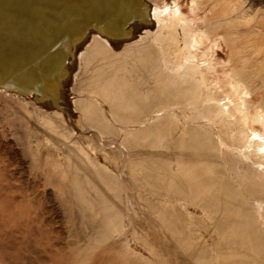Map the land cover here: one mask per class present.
I'll use <instances>...</instances> for the list:
<instances>
[{"label": "bare ground", "instance_id": "1", "mask_svg": "<svg viewBox=\"0 0 264 264\" xmlns=\"http://www.w3.org/2000/svg\"><path fill=\"white\" fill-rule=\"evenodd\" d=\"M92 1L75 0V5L47 0L77 11L79 22L87 21L70 49V69L63 71L62 86L65 92L78 94L69 105L79 114L76 124L81 140L65 145L64 177L69 181L68 197L87 221L89 248H109L143 264H168L154 251L150 237V241L139 238L146 256L126 249L133 210L130 200L121 203V191L133 186L145 195L139 196L154 228L168 235L173 248L191 263L264 264V118L251 113L243 97L235 104L230 101L228 108L219 104L205 82L196 78L201 65L190 57L183 64L174 63L147 41L152 33V41L163 47L161 29L151 26L163 13L159 7L152 4L144 9L152 22L142 19L139 34L120 38L117 34L123 22L113 21L104 10L96 14L99 10ZM121 1L114 0V5ZM105 23L112 27L108 29ZM57 56L60 60L63 55ZM85 91L92 96L84 95ZM234 91L238 94L237 88ZM234 116L240 119L238 130L230 128L234 120L238 123ZM46 120L54 129L50 138L55 143L64 141L63 131H68L61 113L54 112ZM257 123L263 125L261 130L253 126ZM82 129L91 135L83 136ZM118 137V151L127 154L125 184L92 157L96 150L104 153L101 147ZM179 203L199 209L202 216L190 215ZM196 228L208 236V245L195 237ZM131 234L132 239L137 237Z\"/></svg>", "mask_w": 264, "mask_h": 264}, {"label": "rangeland", "instance_id": "2", "mask_svg": "<svg viewBox=\"0 0 264 264\" xmlns=\"http://www.w3.org/2000/svg\"><path fill=\"white\" fill-rule=\"evenodd\" d=\"M93 1L99 10L96 14L104 10L112 14L108 16L113 21L123 22L117 34L120 38L139 34L142 19L147 24L152 22L141 15V8L152 4L161 8L158 10L163 13L151 26L161 29L163 47L152 41V33L147 41L174 63L183 64L190 57L201 65L196 78L205 82L204 87L219 104H228V108L230 101L235 104L243 97L249 111L264 118V0H120L123 6L114 5V0ZM13 4L16 6L11 7ZM79 20L77 11L47 0H0V76L20 79V83L4 79L11 86L0 82V264H143L109 248H89L87 221L67 194L65 145L79 141L81 130L76 124L79 114L69 105L70 98L78 94L65 92L62 85L63 71L70 69V49L84 29ZM105 24L108 29L112 27ZM58 53L63 55L60 60ZM16 85H20L21 93L14 89ZM83 93L92 96L88 91ZM100 105L107 115V108ZM54 112L61 113L62 125L68 131H63L66 139L58 143L50 138L54 129L46 123ZM234 117L238 123L234 120L230 128L238 130L240 119ZM253 126L257 131L263 128L259 123ZM208 130L213 137V129ZM83 133L91 135L86 130ZM94 143L99 149L96 139ZM118 148L119 137L101 147L104 153L96 150L92 157L125 184L127 154ZM139 195L144 194L133 186L121 191V203L130 200L133 210L131 223L125 221L126 249L143 254L139 238L153 240L154 251L168 264H194L173 248L168 235L154 228L150 211ZM179 204L190 215L202 216L199 209ZM132 232L137 236L134 239ZM194 235L209 244L201 229L196 228Z\"/></svg>", "mask_w": 264, "mask_h": 264}, {"label": "water", "instance_id": "3", "mask_svg": "<svg viewBox=\"0 0 264 264\" xmlns=\"http://www.w3.org/2000/svg\"><path fill=\"white\" fill-rule=\"evenodd\" d=\"M141 7V6H140ZM138 8V7H137ZM142 11V12H141ZM140 13H141V15H143L144 17H145V15H146V13H145V11H144V7L143 8H141L140 9ZM141 15L139 14L138 15V17H140L141 18ZM78 24H83L84 25V29H85V24H87V21H81V22H79ZM83 29V30H84ZM0 82L1 83H4V84H6L7 86H11V84L8 82H6L4 79H7L8 81L9 80H12V81H15V82H18V83H20V79H14V78H12V79H10L9 77H6V76H0ZM19 86L20 85H16L15 86V88L14 87H12V88H14V89H18L19 90V93H21V87L19 88ZM14 89H12V90H14Z\"/></svg>", "mask_w": 264, "mask_h": 264}]
</instances>
